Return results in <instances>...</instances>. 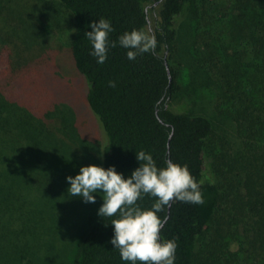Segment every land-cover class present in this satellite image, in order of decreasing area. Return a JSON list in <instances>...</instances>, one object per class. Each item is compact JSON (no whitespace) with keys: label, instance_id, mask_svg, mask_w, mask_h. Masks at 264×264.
I'll list each match as a JSON object with an SVG mask.
<instances>
[{"label":"trees","instance_id":"16d2710c","mask_svg":"<svg viewBox=\"0 0 264 264\" xmlns=\"http://www.w3.org/2000/svg\"><path fill=\"white\" fill-rule=\"evenodd\" d=\"M55 3L75 66L88 84V105L106 133L99 165H115L128 176L139 163L135 151L144 149L158 166L166 160L187 164L201 182L203 203L173 200L158 213L167 217L161 229L164 238L176 240L175 264H264V0H0V40L13 44L9 65L4 66L14 78L12 88L0 80V161L10 167L0 172V264L33 263L22 260L23 252L34 248L30 236L44 215L35 211L36 206H54L53 201H41L31 185L26 195L20 192L16 162L5 149L24 143L42 148L65 143L59 113L71 107L57 103L45 109L44 103L51 97L54 59L45 58L47 33L38 12L50 13ZM193 12L196 63L219 87L216 108L230 120L237 140L236 148L228 139L222 141L211 155L213 170L208 154L215 135L211 117L177 112L170 104L180 76L172 62L179 24ZM100 17L111 20L108 39L117 42L109 46L103 63L89 54L92 46L84 36L91 30L89 22ZM133 28L154 33L157 45L129 60L118 37ZM20 82L30 92L22 95L16 88ZM71 148L56 158L67 160L71 154L78 159ZM154 199L146 194L138 202L148 208ZM83 203L82 211L66 219L60 233L62 239L72 229L81 231L77 264H129L110 243L111 218L97 214L84 223L94 202ZM50 228L46 224L47 231ZM43 245L61 252L59 264H72L64 241Z\"/></svg>","mask_w":264,"mask_h":264},{"label":"rangeland","instance_id":"374dc122","mask_svg":"<svg viewBox=\"0 0 264 264\" xmlns=\"http://www.w3.org/2000/svg\"><path fill=\"white\" fill-rule=\"evenodd\" d=\"M48 12V9L44 10V12H38L47 33L43 42L44 46L48 47L45 58L54 59V66L50 72L52 75L49 81L51 84L49 86L52 88L49 93L51 97H48V100L45 98L44 103L47 102L45 109L52 108L57 103L61 104V106L66 104L71 107L68 112L59 110V121L60 126L61 121H63L61 127L65 143L61 142L59 145L47 148H42L41 146L33 147L30 143H24L18 149L5 150L13 156V160L16 162L17 172L21 177L23 186V189L21 191L19 189V191L26 195L27 186L31 185L34 188V193L36 192L41 201L54 202L51 210L45 207H43V210L40 209L41 203L36 206L35 211L44 213V215L40 214L39 223L34 228L32 236H30L29 242L34 248L29 249L28 252H23L25 257L22 262L28 263L32 259V264H59L61 252L58 249L55 251L46 250L43 244L45 241H51V245L57 244L58 241H64V244L67 243L70 249L68 251L69 260L72 264H77V243L81 231L74 233L75 229H72L70 236L62 239L60 233L64 229L65 220H69L76 212L82 211L84 203L80 197L72 196L67 192L69 184L65 177L75 175L79 171L80 166H74L73 160L77 163L79 162L78 164L80 165H99V160L97 159L99 146L106 141L107 137L98 117L88 105L86 99L88 84L75 66L72 50L66 42L67 30L59 23V4L55 3L50 13ZM40 24L43 26L42 23ZM196 30L197 18L193 12L188 14L179 24L178 44L173 54L172 62L174 67L180 72V76L177 93L171 99L170 104L177 112L202 113L211 117L215 131L211 145L208 147V154L211 156L221 148L222 141H227L228 139L236 148L237 140L233 126L229 124L230 120L216 108L220 94L219 87L208 80L204 70L196 63ZM0 42V80L6 87L12 88L14 78L8 68H5L4 63L9 65V55L13 51V44L5 40H0ZM16 88L21 91L22 95L24 91H29L21 82L17 84ZM61 113H64V116H61ZM58 134H61V130ZM67 148H71L78 159L73 158L71 154H67V160L56 158L57 155L64 156L65 153L63 151ZM209 167L212 170L214 169L212 156ZM9 168L8 164L0 161L1 173H6ZM43 192L49 195H45ZM100 197V195L96 196L93 204L95 211H92V209L93 213L90 211L89 213L91 214L84 217V223L86 222L87 224L97 217V210L101 205L99 202ZM88 204L90 205V203ZM42 217L44 218L41 219ZM46 224L52 227L50 228L51 232L47 231ZM70 224H73V221ZM26 238L24 242H26ZM35 248L44 251V254H34ZM233 248H236V246H233Z\"/></svg>","mask_w":264,"mask_h":264},{"label":"clouds","instance_id":"9594fccd","mask_svg":"<svg viewBox=\"0 0 264 264\" xmlns=\"http://www.w3.org/2000/svg\"><path fill=\"white\" fill-rule=\"evenodd\" d=\"M88 26L91 30L84 36L92 46L89 54L97 63H103L109 46L117 43L108 39L113 31L111 20L100 17ZM118 43L127 49V58L134 60L140 53L153 51L157 39L154 33L133 28L125 30ZM135 158L138 166L128 176L117 171L115 165H80L75 175L65 177L67 192L84 202H95L97 195L102 197L97 214L111 218L110 243L119 250L121 260L129 264H175L177 243L173 238H164L161 229L167 217L158 213L173 200L203 203L201 182L187 164L166 160L163 167L158 166L153 155L144 149L135 151ZM146 194L155 198L148 208L138 202Z\"/></svg>","mask_w":264,"mask_h":264},{"label":"water","instance_id":"95a60500","mask_svg":"<svg viewBox=\"0 0 264 264\" xmlns=\"http://www.w3.org/2000/svg\"><path fill=\"white\" fill-rule=\"evenodd\" d=\"M169 67V66H168ZM168 70L170 71V68H168ZM170 79H171V77H170Z\"/></svg>","mask_w":264,"mask_h":264}]
</instances>
